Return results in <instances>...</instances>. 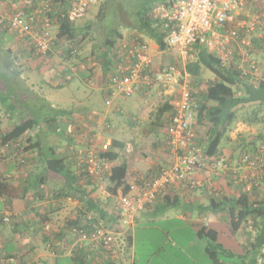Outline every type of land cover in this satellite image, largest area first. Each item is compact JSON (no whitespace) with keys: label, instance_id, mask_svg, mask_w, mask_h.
Returning a JSON list of instances; mask_svg holds the SVG:
<instances>
[{"label":"crops","instance_id":"1","mask_svg":"<svg viewBox=\"0 0 264 264\" xmlns=\"http://www.w3.org/2000/svg\"><path fill=\"white\" fill-rule=\"evenodd\" d=\"M41 1L43 0H0V15L8 14L13 7H26L30 11H35L39 8ZM47 1L51 4V10L47 15L48 26H46V29L48 30L52 24L57 26L55 12L64 10L65 8H67V12L70 3L67 0ZM43 17V14L39 13L36 16L37 25L42 28L44 25ZM118 31L120 35L117 39L136 33L139 38L148 44L152 67L154 69L167 64L166 61L173 58L170 54L177 52L174 62L179 61L181 67L179 68L176 65L177 63L174 62L172 65L182 73H186L185 79L194 98L197 101L202 99L200 95L202 87L208 81L214 80V75L210 71H207L208 79L203 84L197 82V78L199 81L200 75L194 77L186 71V63L190 62L192 60L191 58L183 59L175 49H160L153 39L138 32L134 28L120 25ZM56 33L53 37L50 35L54 44L43 54L46 58V55L53 52L54 48L57 51L62 45L68 44L63 39L56 41ZM69 46H71V43L67 45L70 50ZM73 49L74 52H71V50L70 52H60L61 55L59 57H61L60 61L62 63L60 65H16L22 56L42 55L35 53L31 47L13 33L5 29L0 30V94H2L0 95V133L10 130L14 123H17L22 116H25L22 114V111L26 110V107L18 106L12 99L4 98V90H10V94L12 91V95L13 92H18L19 90L16 91V89L22 86L21 82L25 83L26 81H30V78L34 80L33 72H36L45 81L47 86L50 87L47 92V97L43 98V103H47L49 106L57 109L66 110L69 113L67 115L65 114L66 116L62 115L61 121L57 122L56 120L42 126L40 124L32 132V142L39 141V147L23 154L25 157L24 163L22 162L23 164L18 163L16 154L18 147L14 143H11V146L7 149L0 145V177L13 186L10 192L6 191L0 194V216L10 214V224L13 226L11 229L0 222V264H3V259L9 255H15L21 263L27 261L26 264H129L131 260L130 247L121 248L120 237L124 236L125 240L127 236H130L132 244L131 230L140 220L146 218V215H155L158 211L168 215L170 209L178 210L175 212V219L177 221L189 223L191 227H195L194 233L196 239H200L196 229L198 223L203 222L202 226L205 225L215 229L217 231V237L221 229L227 231L231 237L237 238L238 247H240V251L237 250L238 252L235 250L229 251H232L235 255H243L246 250L245 248L253 240L252 237L256 234L257 227L251 222L249 227L252 234L249 235V233H246V235L243 231V223L240 226H235L236 210L234 208L218 210V207L214 208L212 206L213 202L217 203L222 198L235 196L243 187L242 184L235 181L236 179L231 166L227 170L213 167L212 162L218 156L213 157L204 154L205 165L199 168L194 176L198 182L195 188H190L183 181L174 182L152 204L138 211L130 224H123L117 217L119 196L122 194L121 188H118L115 194L104 190L101 193L106 195L101 197L97 190L102 189V186H98V184L78 176L72 179L71 187H74L75 190L80 189L81 192L79 190L80 194L77 192L78 196H74V193H72L73 189H69V185L65 186L64 184L65 181H71L72 173L64 175V170L61 174H52L44 168L45 162L43 155L47 154L52 156L53 154L56 157L62 158L65 168H69L71 171H77L76 150L82 148L79 142L81 140L80 138L83 136L88 138L92 135L99 136V133L103 138H108L111 141L109 151L113 150L118 155L119 152L114 149H122L127 143L133 144L135 149L137 147L131 156L124 154V157H120L119 155L115 161H112L113 165L123 160L125 161L127 165L125 185L129 186L128 193H134L136 190V187L130 188V186L132 183L131 178L137 172L144 173L145 171L149 175L155 174L161 167H167L172 162V157L168 154L165 127L163 126L164 122L167 124L172 110L165 112L161 116L158 126L152 125V116L147 121L145 130L154 134L161 131L160 138L162 139V143L159 145V142L149 145L152 149V152L149 154L140 148V144L136 140L132 141L131 137L124 136L123 139L120 137V134L127 135L128 132L131 134L144 133V131H140V126H142L140 121L144 119V109L151 102H155L157 95H159L160 102H156V108L152 113L153 117L159 105L172 104L170 95L165 94V88L163 86H157L146 93L137 92L131 100L129 98L132 96L125 97L121 94H115L110 98V103L106 104L104 101L106 96L105 85L115 58L111 53L112 49H110L108 56L103 61L101 54L96 55V58H93L91 55L93 61L90 65H87L83 61L73 64L71 59L76 57L75 53H79L75 47ZM101 51H103V48ZM165 51L168 52L166 53L167 58H163V52ZM251 57L258 62L259 71H264V50L257 48L251 53ZM80 63H85V67L81 68ZM22 69L28 70V72L23 73ZM72 82H74L73 94L75 98L78 97L79 104L69 108L70 106L65 105L71 103L74 99L70 98L68 102L63 104L62 97L54 91L65 85H70ZM197 85L201 86V88H198ZM24 86L28 87L27 85ZM181 86L177 85L174 87L175 94L180 91ZM153 93H155L154 97L152 96ZM100 98H103L107 106L105 109L99 107L98 100ZM84 101H87L88 107L85 106ZM33 103L34 105L30 103L31 107L29 110L31 114L39 107H36V102ZM25 106L28 105L26 104ZM121 114H126L125 118L128 120H125V124H122ZM201 119L197 112L194 127L198 135L200 133L198 123L202 122ZM239 121L241 122L236 120L226 135L223 136L216 155H222L232 161H235L239 157L238 154L244 149L243 138L247 139L245 133H237L240 139L236 136V130L239 128L246 129L245 124L242 123L244 121L241 119ZM204 123L208 124L207 132L210 131V125L205 119ZM259 123L261 127L258 128L259 131L257 133L251 134L250 138L252 141L250 142H255L257 135L264 134V122L246 123L248 125L247 129L251 128L252 131L255 130L252 127L257 128V125H260ZM166 124L164 123L165 126ZM56 127L58 128L57 132H55ZM113 140L120 142L122 144L121 147H112ZM25 144L23 141L17 142L18 146H24ZM50 148L53 149L54 153L51 152ZM260 180L264 181V175ZM38 181L41 182L38 183V187L34 188ZM49 183L50 185H48ZM259 185L260 183L254 187L251 195H249L251 198L264 199V186L262 182L260 187ZM81 193H83V198H80ZM89 198L93 200L96 207L87 212L85 200ZM99 209H103L105 216H101ZM83 213H86L87 216L82 217ZM87 219L91 221L95 220L96 222L100 221L99 223L103 227L113 232L115 240L112 243V251L105 252L101 247H98L97 244L91 241H84L77 248L72 247L71 229L76 226L74 224L77 223L80 226ZM128 230H130L129 234L127 233ZM248 236H251V238H248ZM20 237L25 238L21 239ZM50 242L56 248L52 252H49L45 248L46 244ZM193 242L191 240L190 244L192 245ZM171 244L176 245L174 240H172ZM69 251H72L71 254H69ZM259 261L260 259L258 258Z\"/></svg>","mask_w":264,"mask_h":264},{"label":"built area","instance_id":"2","mask_svg":"<svg viewBox=\"0 0 264 264\" xmlns=\"http://www.w3.org/2000/svg\"><path fill=\"white\" fill-rule=\"evenodd\" d=\"M70 6L66 14L68 20L76 22L81 19L90 7L98 0H67ZM248 0H161L152 5L151 13L160 21L163 34V45L167 49H175L187 59L192 55V47L197 44L212 52L221 65H236L242 74L255 80L264 81V71H259V64L251 57L258 49L264 50V16L260 9L247 10ZM51 10L47 0L40 2L39 8L30 11L26 7H13L8 14L0 15V30L5 29L23 40L39 55L45 54L54 44L48 26V12ZM43 14V28L37 25V14ZM70 47L71 52L74 49ZM115 57L105 85V103L115 94L130 97L137 92L146 93L152 88L163 86L165 94L172 99V112L165 126V139L172 162L161 167L155 174L139 173L131 178L130 188L134 193L120 194L117 217L123 224H130L134 215L152 204L167 188L177 181L185 182L195 188L196 171L205 165V156L196 140L194 124L198 112V101L182 73L172 64H165L157 69L152 67L148 44L139 36L131 34L118 38L111 47ZM84 68L85 63L79 64ZM181 86L175 94V86ZM82 148L76 150V167L83 178L101 185L111 175L112 161L103 154L110 150L111 141L99 133L88 138L82 137ZM5 149L10 145H2ZM121 154H130V144L122 149H114ZM259 154L242 153L235 160L222 155L213 162V167L230 168L234 172L235 181L242 184L243 189L251 195L259 184L263 170L264 147L258 149ZM19 163L23 162L21 155ZM3 219L9 221L10 214ZM74 236L72 247L77 248L84 241H91L103 251H112L115 235L112 231L89 220L71 229ZM73 250V249H72ZM71 254L72 251H69ZM5 264H20L14 258L5 259Z\"/></svg>","mask_w":264,"mask_h":264},{"label":"trees","instance_id":"3","mask_svg":"<svg viewBox=\"0 0 264 264\" xmlns=\"http://www.w3.org/2000/svg\"><path fill=\"white\" fill-rule=\"evenodd\" d=\"M158 1L161 0H103L101 2L95 13V19L99 25L97 26L102 27L104 30L103 40L100 44L103 51L98 54H101L102 61L108 56L111 47L117 40V37H119L120 32L118 31V27L120 25L134 28L138 32L153 39L160 49H164L163 34L159 27L161 23L151 13L152 5ZM66 9L67 8L55 12V16L57 17L56 41L63 39L69 44L81 33L82 38H85L86 35L90 33L93 25L91 23L77 25L76 22L68 20L65 16H62V14H66ZM192 50L195 52L194 59L186 63V71L195 77L201 75L202 69H207L214 75V80L208 81L200 91L202 99L198 100V116L209 123L210 131L205 135L203 146L198 144L203 154L217 157L219 155L216 154L223 136L226 135L232 124L239 117L247 124L264 122V81L255 80L252 79V77L242 74L233 62L229 65H221L217 57L203 46L195 44ZM68 52H70L69 49ZM75 55L79 56V53H75ZM90 55L96 58L94 51H91ZM4 98L8 99V95L4 96ZM44 104L45 105L37 107L36 111L32 114L30 113V115L22 116L17 123L12 125L10 130L0 133V145L2 146L8 143L11 146V143H14V145L18 147L16 153L17 158L21 155L23 163L25 161L23 154L31 149L39 147V141L32 142V132L36 130L40 124L42 126L56 120L57 122L61 121L62 115L66 116L69 114L66 110L46 106L48 105L47 103ZM171 110L172 105H159L156 109L155 120L152 122V125L158 126L161 116L165 112ZM239 111L243 113L239 115ZM55 129V132H57L58 128L56 127ZM16 141H23L26 144L24 146H18ZM262 141L264 142V134H259L255 142L244 143L243 150L247 151V149H245L247 147L248 151L253 152L256 148L255 144ZM121 145L122 144L116 140L112 141V147L114 148H120ZM50 150L54 153L52 148H50ZM43 156L45 162L44 168L48 170L49 173L61 174L64 170V175L72 173L71 181H65L64 184L65 186L69 185V189H73L72 193H74V196H78L77 192L80 194L81 190H75L74 187H71V182H73V178L78 176L83 177V175L80 174L78 170H75V172L74 170L71 171L69 168H65L62 158L56 157L53 154L52 156L47 154ZM103 156L110 161H115L119 155L112 150L107 151ZM126 172L127 165L124 160L112 166L107 186V190L111 194H115L118 188H121L122 194L128 192L129 186L125 185ZM39 182L41 181L36 182L34 188L38 187ZM12 189V184L0 177V194L6 191L10 192ZM80 198H83V193H81ZM85 206L88 212L96 207V204L89 198L85 200ZM212 206L214 208L218 207V210H226L231 207L234 208L236 210V227L248 220H250L252 224L254 223L257 227L256 234L252 237L253 240L249 242V246L245 248L246 250L243 255L240 254L239 256L242 259V264H260L258 258L261 257L264 247V199L251 198L248 192L242 187L235 196L222 198L217 203L213 202ZM99 212L101 216H105L103 209H99ZM85 216H87V214L83 213L82 217ZM3 217L4 215L0 216V222L3 223L4 226H8L12 229L13 226L10 224L11 221H5ZM74 225H76V227L79 226L77 223ZM197 234L199 237H207L205 251L212 259L213 264H222L217 257L218 251L227 256H235L232 251H227L222 244L217 242L218 237L215 229L204 225L198 228ZM130 244V236H127V238H125L126 248H129ZM7 258H14L18 261L15 255H9L3 259V264H5V259ZM20 264L22 263L20 262Z\"/></svg>","mask_w":264,"mask_h":264},{"label":"rangeland","instance_id":"4","mask_svg":"<svg viewBox=\"0 0 264 264\" xmlns=\"http://www.w3.org/2000/svg\"><path fill=\"white\" fill-rule=\"evenodd\" d=\"M102 1L103 0H98L97 3L93 4L90 7V9L81 19L76 21L77 25L91 23L93 27L91 28L90 33L86 35L85 38H82V35H81L82 33H81L78 35V37L74 41L70 42L71 48L73 49L75 47V49L78 50L79 52V56H76L75 58L73 57V59H71L73 64L74 63L77 64L78 62L83 61L87 65H90V63L93 61V59H91L90 52L94 51L95 55H98L102 50V48L100 47V44H101V41L103 40L104 30L102 29V27H98L99 26L98 22H96V19H95V13L98 10L99 5L101 4ZM246 8L249 12H251V10L260 9L261 13L264 16V0H248V4ZM48 32L53 37L55 33L57 32V26L52 24L48 28ZM67 45L68 44L62 45L57 51H55L56 49L54 48L53 52H51L49 55H46L47 58L45 57V55L38 56L36 54L32 56L29 55V57L22 56L19 59V61H17L16 65L17 64L18 65H49V64L50 65H60L62 64L60 61L61 57H59L61 55L60 52L68 51ZM64 46L66 47L64 48ZM193 52H192V55L190 56L191 59H194ZM166 53L168 52L166 51L163 52V58L168 57L166 56L167 55ZM170 55L173 58L168 59L169 61L168 60L166 61L167 64H172L175 61L177 52H174V54H170ZM174 63H177L176 65L179 68L181 67L180 66L181 64L179 61L174 62ZM207 71L208 70L206 69L202 70L200 79L198 81V78H197V82H200L203 84L205 80L208 79ZM22 72L26 73L28 72V70L22 69ZM33 73H34V78H33L34 80L30 78V81H26L25 83L21 82L22 86L16 89V91L18 90L19 91L15 93L13 92V95H12V91L10 94L9 93L10 90H4V95L5 96L8 95V98H10L9 100L12 99L20 107L22 106L26 107V110L22 111L23 115H30V110H29L31 107L30 103L34 105L33 102H36L37 103L36 107L41 106V103L42 105H45L43 103L44 101L43 98L47 97V94H48L47 92L50 88L49 86H47L45 81L36 72H33ZM73 84L74 82H72L70 85L68 84L63 87H60L56 91H54V92H57V94L60 95V97H62L63 104L68 102L70 98L74 99V101L71 102L73 105L71 103L65 105L68 107L70 106L69 108H72V106L75 107V105L79 104L78 97L75 98V95L73 94ZM24 85H27L28 87ZM197 87L201 88V86H198V85ZM134 96L135 94L132 95V97L129 98V100L133 99ZM152 96L154 97L155 93H153ZM158 96L159 95H157L155 102H151L148 105V107L144 109V113H143L144 119H141L140 121L142 125L140 126L141 127L140 131L141 132L144 131L145 134L144 133L143 134L141 133L131 134L129 132L127 133V135L120 134L121 139H123L124 136H127V137H131L132 141L136 140L140 144V148H142L147 154L152 152V149L149 146L150 144L153 145V143L159 142L158 143L159 145L162 143V139L160 138L161 131L160 132L158 131V133L156 132V134H154V133H151L150 131L147 132L145 130V127H147V121L150 120L151 116H152V121L155 120V116L153 117L152 113L154 112L156 108V102L157 101L160 102ZM152 100L154 101V99ZM98 101H99L98 104L100 108L105 109L107 107L103 101V98H100ZM26 104L28 106H25ZM84 104L86 107L89 106L87 101L86 102L84 101ZM46 106H49V104ZM95 106H96V102H95ZM241 113L243 112L239 111V115H241ZM84 114H85V111H84ZM121 117H122L121 118L122 124H125L126 122L125 120L127 119L125 118L126 114H121ZM240 119H241L240 117L237 119L238 122H241L239 121ZM201 121H202L201 123L200 122L198 123L199 124L198 128L200 130L199 135L196 133L197 130L194 127L195 134H196V140L200 145L204 143V139H205L204 137L207 133V126H208V124L204 123V119H201ZM164 123L166 124V122ZM164 123H163V126L165 127ZM242 123L245 124L246 129L243 130L242 128H239L238 130H236L235 132L236 136H238L237 133H245V135H247L246 136L247 139L243 138L244 143H249L250 141H252L250 138L251 134L257 133L259 131L258 128L261 127V124L259 123L260 125H257V128L251 126L252 129H255L254 131H252L251 128L247 129L248 125L246 123L244 122ZM238 138L240 139L239 136ZM127 144H130L133 147V151L130 154H127L131 156L133 152H135L137 147L135 149L133 144L131 143H127ZM256 147L257 148H255L253 152L248 151V148H246L248 151L246 153L257 156L259 154L257 149H260V147H264V142L263 141L258 142L256 144ZM242 151H240L241 153H239L238 155L245 153L244 152L245 150H242ZM123 155L124 154H121L120 157H124ZM262 155H263V161H264V152L262 153ZM261 173L263 176L264 175V165H263V170ZM261 182L264 186V181L260 180L259 187L261 186ZM48 185H50V183ZM98 186H102V189L97 190L100 196L102 197L103 195H106L101 192L104 190L108 191L107 190L108 181ZM177 211L178 210L170 209L168 215L162 214L160 211H158L157 213H155V215H152V216L146 215V218H143L142 220H140L137 223V225L132 228L131 230L132 244L129 249L131 260L129 264H213L212 259L209 257L207 252L204 250L207 245V237L203 236V237H200V239L199 238L196 239V235L194 233L195 227L193 228L191 227V224L184 223L182 221H177V219H175L176 218L175 212ZM9 221H11V219H9ZM87 221L89 220L87 219ZM99 224L101 225V223ZM250 224H251L250 220L243 223L244 234L246 233H249V235L252 234V231L249 227ZM202 225H203V222L200 224L198 223L196 226V229L198 230V228L201 227ZM127 233L129 234L130 230H128ZM72 237L74 236L72 235ZM20 238L23 239L25 237H20ZM248 238H251V236L250 237L248 236ZM120 239H121L120 240L121 248H125L126 245H125L124 236H121ZM172 240L175 241L176 245L171 244ZM191 240L194 241L192 245L190 244ZM72 241H73V238H72ZM51 242L46 244L45 246V248L49 252H52L56 249L55 246H53ZM217 242L222 244L227 251L228 250H232V251L239 250L240 251V247H238L239 245H238L237 238L231 237L230 234L225 230L221 229L219 231ZM45 248L44 250H46ZM217 257L220 263L222 264H242V259L239 255L227 256L224 253L218 251ZM259 259H260L259 262L261 264H264V249H263V254L261 258ZM26 262L25 263L22 262V264H26Z\"/></svg>","mask_w":264,"mask_h":264}]
</instances>
